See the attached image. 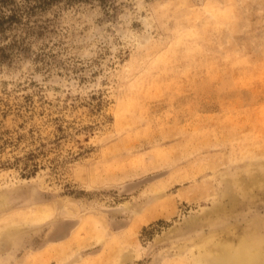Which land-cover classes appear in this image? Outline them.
Instances as JSON below:
<instances>
[{"label": "rangeland", "instance_id": "1", "mask_svg": "<svg viewBox=\"0 0 264 264\" xmlns=\"http://www.w3.org/2000/svg\"><path fill=\"white\" fill-rule=\"evenodd\" d=\"M0 264H264V0H0Z\"/></svg>", "mask_w": 264, "mask_h": 264}]
</instances>
